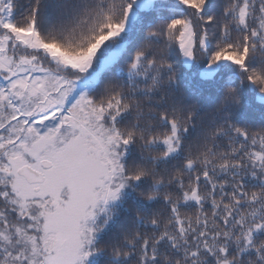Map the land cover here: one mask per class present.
Returning <instances> with one entry per match:
<instances>
[{
    "label": "trees",
    "instance_id": "obj_1",
    "mask_svg": "<svg viewBox=\"0 0 264 264\" xmlns=\"http://www.w3.org/2000/svg\"><path fill=\"white\" fill-rule=\"evenodd\" d=\"M134 3L0 0L12 58L1 70L18 60L32 69L9 79L26 87L42 71L87 85L86 97L118 136L120 192L94 222L86 264H264V0H150L138 10ZM187 22L189 66L179 45ZM31 35L43 46L32 47ZM47 47L90 52V66L65 65ZM211 64L215 73L200 76ZM0 112L2 127L28 118L8 120V98ZM9 145L0 137L3 167ZM7 176L0 170V228L13 233L37 210L19 211ZM6 254L0 246V258Z\"/></svg>",
    "mask_w": 264,
    "mask_h": 264
},
{
    "label": "rangeland",
    "instance_id": "obj_2",
    "mask_svg": "<svg viewBox=\"0 0 264 264\" xmlns=\"http://www.w3.org/2000/svg\"><path fill=\"white\" fill-rule=\"evenodd\" d=\"M149 5L150 0H135L134 3L137 10ZM135 16L136 10L129 7L126 20L131 21ZM26 39L32 47L43 46L35 35ZM7 42L8 37L0 34V78L3 77L0 101L9 99L14 112L8 120L17 119L12 115L21 113L28 118L0 126V137L5 145L10 144L2 162L5 165H0V170L10 178L19 211L29 215L33 208L37 212L28 218L30 223L14 224L13 233L0 228V246L8 251L0 262L86 264L97 235L93 225L95 217L108 209L120 192L122 155L117 150L118 136L101 121L102 109L92 105L86 97L87 85L71 84V79L63 74L49 72L45 77L43 71L27 87L22 80L9 79L11 72L18 74L31 70L32 66L16 60L17 66L8 68L9 73L2 71L12 59L5 53ZM179 45L183 62L189 66L193 61L194 35L188 22L183 25ZM121 46L120 43L116 45L106 63ZM47 50L56 53L70 67L86 70L90 66V52L74 56L50 47ZM216 67L211 64L203 68L200 76H212ZM16 140H19L16 145H22L19 151L13 144ZM44 156L51 159L53 165L44 171L46 178L35 191L34 185L28 184L16 169L25 163L39 167L38 160ZM38 217L39 223L34 224L32 218ZM28 228L39 235H31ZM16 248L18 250L12 253Z\"/></svg>",
    "mask_w": 264,
    "mask_h": 264
},
{
    "label": "water",
    "instance_id": "obj_3",
    "mask_svg": "<svg viewBox=\"0 0 264 264\" xmlns=\"http://www.w3.org/2000/svg\"><path fill=\"white\" fill-rule=\"evenodd\" d=\"M40 164L43 166V167H49L51 165V161L48 160V159H42L40 161ZM17 172L24 176L25 179L30 182V183H33V182H42L45 178L44 174L31 167L30 165H27V164H24L22 166H20L18 169H17Z\"/></svg>",
    "mask_w": 264,
    "mask_h": 264
}]
</instances>
